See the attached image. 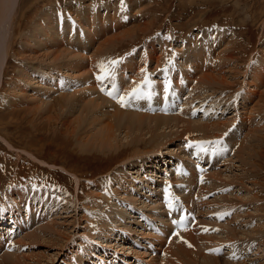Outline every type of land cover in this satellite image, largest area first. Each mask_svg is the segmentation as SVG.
<instances>
[{
  "label": "rangeland",
  "instance_id": "374dc122",
  "mask_svg": "<svg viewBox=\"0 0 264 264\" xmlns=\"http://www.w3.org/2000/svg\"><path fill=\"white\" fill-rule=\"evenodd\" d=\"M70 8L87 20L69 21L66 34ZM43 12L56 15L63 42L52 43L48 29L37 25ZM12 28L0 77V263L169 264L181 244L198 252L189 264H264V0H18ZM201 44L207 52L198 62ZM82 63L86 69L75 66ZM253 67L258 78L251 77ZM164 92L169 105L159 111L156 96ZM121 93L123 106L146 105L145 114L188 118L195 128L182 140L175 137L180 124L160 130L164 139L174 133L169 153L162 147L142 162L132 159L134 145L81 150L83 124L73 135L60 121L81 120L89 97L100 104ZM109 104L94 114L113 109ZM55 112L58 119L48 121ZM148 145L139 149L151 150ZM151 159L159 170L166 165L152 187L140 174L108 183L113 170L123 174L122 168ZM11 218L16 229L5 232ZM191 228V239L206 240L187 245Z\"/></svg>",
  "mask_w": 264,
  "mask_h": 264
},
{
  "label": "bare ground",
  "instance_id": "6f19581e",
  "mask_svg": "<svg viewBox=\"0 0 264 264\" xmlns=\"http://www.w3.org/2000/svg\"><path fill=\"white\" fill-rule=\"evenodd\" d=\"M17 4H18V0H0V77H1V74H2V70L4 68V65H5V60H6V55H7V49H8V46H9V42H8V39L10 37V34L12 33L11 32V29L14 30L16 28H12L13 26V23H14V14H15V9L17 8ZM69 5V4H68ZM107 6V5H105ZM48 8V7H47ZM72 8V6H71ZM70 8V13L72 16H70V20H66V18L64 17L63 18V24H65V33L68 34L69 33V29L67 27V24L69 21H73V22H80L81 19H86L87 18V13L86 14H79V15H74L75 11H73V9ZM88 8V7H87ZM113 7L111 6V9ZM49 9V8H48ZM46 10V9H45ZM52 10V9H51ZM75 10V9H74ZM42 15H44V12L42 13ZM93 15V14H92ZM91 15V16H92ZM43 17V16H42ZM37 18V25L39 27H41V29H45L47 28L48 29V33H44L46 37H49L50 41L53 43V42H56V41H53V40H57V38L59 40H61V42H63L62 39H65V35L64 34H61L58 30H57V27H56V24H55V19L56 21H58L56 15L54 14H46L44 15V18ZM89 17V16H88ZM117 17V16H116ZM108 19V18H106ZM87 20V19H86ZM95 20V15L92 16L91 18L89 17L88 21L91 23V26H93V21ZM45 21V22H44ZM67 21V22H66ZM71 23V22H70ZM69 23V24H70ZM144 25V24H143ZM38 26L37 28H35V32L31 37V39L33 40L34 37H36V33H37V30H38ZM145 26V25H144ZM142 26V27H144ZM147 26V25H146ZM145 26V27H146ZM49 27V28H48ZM127 27V26H126ZM141 27V28H142ZM33 28V27H32ZM131 28V27H130ZM129 28V29H130ZM136 29V26L134 27ZM86 29V28H85ZM95 31H94V30ZM133 29V28H132ZM140 29V28H139ZM145 29V28H144ZM87 30V29H86ZM101 30V28H100ZM128 30V29H126ZM125 30V31H126ZM138 30V28H137ZM141 30V29H140ZM143 30V29H142ZM51 31H54V32H51ZM134 31V30H133ZM132 31V32H133ZM144 31V30H143ZM33 32V31H32ZM41 32V31H40ZM47 32V31H46ZM103 32L105 33V30H103ZM123 33V31H121ZM120 32V33H121ZM54 35H53V34ZM102 33V31H101ZM90 34L92 35V40L95 39L96 35L98 34V29H95L94 27H92V31L90 32ZM125 34V33H124ZM50 36H55V37H50ZM112 36V35H111ZM125 36V35H124ZM120 37V36H119ZM132 37V36H131ZM110 38V37H109ZM105 39V38H104ZM104 39H103V42H104ZM108 39V38H107ZM192 39V38H191ZM30 40V39H29ZM28 40V43L31 44V42H29ZM106 40V39H105ZM111 40V39H110ZM206 40V39H205ZM121 41V40H120ZM97 42V41H96ZM100 42V41H99ZM102 42V41H101ZM116 42V41H115ZM198 42V41H197ZM201 42V41H200ZM55 44V43H54ZM66 44V43H65ZM196 44V43H195ZM203 44V42H202ZM201 46L199 45V49H197V53L195 54V58L197 59V61L200 59V57H202L204 54V52L206 51L207 47L202 45ZM100 45V44H99ZM208 45V44H207ZM101 46V45H100ZM110 46V45H109ZM62 47V45H61ZM63 47H66V46H63ZM68 48V46H67ZM76 48L77 50H80L82 47L80 45H76ZM93 48V47H92ZM96 48V47H95ZM195 48V47H194ZM210 48V47H209ZM94 49V48H93ZM107 49V47H106ZM103 50V46H102V49ZM160 50V49H159ZM165 50V49H164ZM69 51V50H67ZM149 51V50H148ZM176 51V50H175ZM204 51V52H202ZM212 51V50H210ZM209 51V52H210ZM74 51H72L73 53ZM100 52V51H98ZM105 52V51H104ZM160 52V51H159ZM191 52V51H190ZM207 52V51H206ZM92 53V52H91ZM96 53V52H95ZM94 53V54H95ZM102 53V52H100ZM178 53V52H177ZM213 53V52H212ZM55 54V52H54ZM63 54V53H62ZM78 54V55H77ZM76 56H79V58L81 59V55L82 53H77ZM99 54V53H98ZM190 54V53H189ZM69 55V54H68ZM67 55V56H68ZM207 55V54H206ZM216 55V54H215ZM218 55V54H217ZM102 56V55H100ZM74 57V56H73ZM209 57V55H208ZM212 58V56H210ZM214 57V56H213ZM221 57V56H220ZM58 58L59 56H56L54 57L53 61H58ZM72 58V57H71ZM205 58V57H204ZM64 59V58H63ZM69 59V58H68ZM210 59V58H209ZM62 60V59H61ZM207 60V59H206ZM215 60H217L215 58ZM186 61V60H184ZM203 61V60H202ZM209 61V60H208ZM212 61V60H211ZM157 62V61H156ZM199 62V61H198ZM206 62V61H205ZM64 63V62H63ZM199 64V63H197ZM208 64V63H207ZM206 64V65H207ZM214 64V63H213ZM221 64V63H220ZM264 64V60H260V65ZM52 65V64H51ZM77 68H81L83 69L84 67H86V65L84 63L82 64H78V65H75ZM211 66V65H210ZM216 66V65H215ZM74 67V65H73ZM56 68V67H55ZM202 68H204V66H202ZM201 68V69H202ZM86 69V68H84ZM209 69V68H208ZM207 69V71H208ZM212 69V68H211ZM216 70V68H214ZM254 67H253V70L251 71V77L253 78H258V74H255V73H252L254 71ZM39 70V69H38ZM210 70V69H209ZM22 71V70H21ZM198 71V70H197ZM201 71V70H200ZM206 71V69H205ZM44 72V71H43ZM81 72V71H80ZM79 72V73H80ZM213 72V71H211ZM22 73V72H21ZM64 73V72H63ZM201 73V72H200ZM209 73V72H208ZM87 74V73H86ZM203 74V73H202ZM81 75V73H80ZM211 75V74H210ZM217 75V74H216ZM86 76V75H85ZM202 76V75H201ZM218 76V75H217ZM200 77V76H199ZM198 77V78H199ZM223 77V76H222ZM216 78V77H215ZM178 79V78H177ZM192 79V78H191ZM190 79V81H191ZM213 79V78H212ZM89 80V79H88ZM193 80V79H192ZM214 80V79H213ZM219 80V79H217ZM1 81V79H0ZM158 81V79H157ZM177 81V80H176ZM198 81V80H197ZM207 81V79H206ZM220 81V80H219ZM222 81V80H221ZM33 82V81H32ZM165 82V81H164ZM212 82V81H211ZM223 82V81H222ZM222 82H220L222 84ZM225 82V80H224ZM23 83V82H22ZM88 83V82H87ZM40 84V83H39ZM38 84V85H39ZM132 84V83H131ZM194 84V83H193ZM36 85V84H35ZM115 85V84H114ZM136 85V84H135ZM134 85V87H135ZM202 85V84H201ZM211 85V84H210ZM32 86V85H31ZM131 86V85H130ZM130 86L128 84V87L129 90H130ZM178 86V84L176 83V87ZM197 86V85H196ZM206 86V85H205ZM212 86V85H211ZM18 87V86H17ZM159 88H162V85L159 84L158 85ZM39 88V87H38ZM43 88V87H42ZM200 88V87H199ZM163 89V88H162ZM198 89V88H196ZM202 89V88H201ZM24 90V89H23ZM128 90V89H127ZM195 90V89H193ZM123 92V88L121 90ZM130 92V91H129ZM50 93V91H49ZM65 93V92H64ZM68 93V91H67ZM81 93V92H80ZM48 94V93H47ZM66 94V93H65ZM69 94V93H68ZM67 94V95H68ZM71 94V93H70ZM84 95V94H83ZM83 95L81 96L83 98ZM162 95H166L167 97H162ZM162 95H157L156 96V100H155V107L157 108V110L161 111V108H163L164 106L166 105H169V96L167 95L166 92H164ZM179 95V94H177ZM66 96V95H64ZM72 96V95H71ZM85 96V95H84ZM87 96V95H86ZM86 96L84 98H86ZM91 96V95H90ZM111 96V95H109ZM119 97H116L114 95V97H112L113 99L116 97V99L112 100L110 99L107 100L106 98L103 99V101L100 102L99 104V100L98 99L97 101L95 100H89L88 97L85 102H84V115H81L82 116V121L79 119V116L75 117L74 120H71V119H66V120H63V121H60L62 123V125H64L67 133L68 132H71L74 134H76L77 132V129L78 127L80 126V124L82 123L83 124V129H82V133L83 134H86V138H83V137H79L77 136V142H80L81 145L83 146H80L81 147V150H85V151H89V150H93V149H96V150H99V151H110V150H117L119 149V147L121 146H126V145H134V150H133V160L134 159H140L139 161H141L142 157L145 156L142 160H144L147 156H154V155H157L159 152H160V149H162V147H164V153L168 154V150H170V148H168V144L170 142L169 137L172 136V134H174L173 132L171 133V135L168 137V139H164L163 137H165L166 135L164 133H158L160 130H164L168 127L170 128H174L176 126H178V124H180L182 126V130H180L181 132L176 134L175 137L177 138H181L180 140H182V137L183 135L185 134L186 131H189L191 129H194L195 126V122L193 124L189 123L188 122V118H184L182 120H180L179 118L176 117V115H173V117H165V114L164 115H160L162 114V112L160 113H157V114H145L144 112V108H146L147 106L144 105L143 107L141 105H135L134 104H131L129 105L128 103H124V106L122 104V102L120 103V99L122 97V93L121 95H118ZM48 97V96H47ZM50 97V96H49ZM52 97V96H51ZM176 97V96H174ZM61 98V97H60ZM81 98V99H82ZM93 97H91L92 99ZM95 98V97H94ZM146 99H148L147 97H145ZM188 98V97H187ZM50 99V98H49ZM67 99H68V96H67ZM66 99V100H67ZM177 99V98H176ZM70 100V99H69ZM54 101V100H53ZM81 101V100H80ZM49 101H47V104ZM60 103V102H59ZM69 103V102H68ZM71 104H75V101L73 99H71L70 101ZM109 104L108 106L109 107H112L113 109L111 110H106L105 112L104 111H99L98 114H94V108L96 109L99 105H103V104ZM43 104V103H41ZM46 104V105H47ZM61 104V103H60ZM119 104L122 105V107H126V108H121L119 106ZM51 105V104H50ZM65 106V105H64ZM129 106V107H127ZM171 106V105H170ZM169 106V107H170ZM54 108V106H52ZM67 107V106H65ZM80 107V106H79ZM100 107V106H99ZM102 107V106H101ZM51 108V107H50ZM49 108V109H50ZM63 105L60 106V109L61 110L60 112L63 113ZM69 111L71 112V116L73 115V111L75 109V107H69ZM52 109V108H51ZM80 109V108H79ZM44 110V109H43ZM48 110V109H47ZM54 110V109H53ZM83 110V109H82ZM97 110V109H96ZM46 112V111H45ZM97 112V111H96ZM48 113V112H47ZM46 113V114H47ZM51 114V113H50ZM56 112L53 114V115H48L47 116V120L48 121H56L58 118H57V114ZM65 114V112H64ZM67 114V112H66ZM69 114V113H68ZM67 114V115H68ZM183 114V113H182ZM80 115V114H79ZM175 116V117H174ZM179 116V115H178ZM73 117V116H72ZM244 117V116H243ZM45 118V117H44ZM251 119V118H250ZM249 119V120H250ZM196 120V119H195ZM226 120V119H225ZM224 120V121H225ZM243 120V119H242ZM219 121V120H218ZM217 121V122H218ZM214 122V121H213ZM216 122V121H215ZM227 122V121H226ZM252 122V121H251ZM250 123V122H249ZM219 124V123H218ZM252 124V123H251ZM217 125V124H216ZM246 125V124H245ZM249 125V124H248ZM221 126V124H220ZM90 127V128H89ZM215 127V125L213 126V128ZM177 128V127H176ZM88 129H90V131H88ZM178 129V128H177ZM202 130V129H201ZM223 130V129H222ZM172 131V130H171ZM175 131V130H173ZM250 131V130H249ZM179 132V131H178ZM192 132V131H191ZM197 132V131H196ZM222 132V131H221ZM251 132V131H250ZM122 133V137L119 136L120 134ZM166 133V132H165ZM193 133V132H192ZM198 133V132H197ZM207 133V132H206ZM220 133V132H218ZM254 133L253 131L251 132V134ZM69 134V133H68ZM159 134V135H158ZM245 134V133H244ZM250 134V133H249ZM250 134V135H251ZM147 135V136H146ZM203 135V133L201 134ZM207 135H209L207 133ZM219 135V134H218ZM217 135V137H218ZM210 136V135H209ZM220 136V135H219ZM159 137V138H158ZM249 137V136H247ZM2 138V137H1ZM245 138V137H244ZM243 138V139H244ZM3 139V138H2ZM4 140V139H3ZM246 140V138L244 139V141ZM5 141V140H4ZM9 146L10 144L8 143V141L6 140L5 141ZM252 142V141H251ZM140 143H143V145L148 143V144H153L152 145V149L151 150H141L139 149V144ZM171 143V142H170ZM243 143V142H242ZM241 143V144H242ZM247 144V142L245 141L244 144ZM245 144V145H246ZM150 145H148V147H150ZM240 145V144H239ZM249 145V144H248ZM141 146V145H140ZM144 146V147H145ZM244 146V145H243ZM146 147V148H148ZM237 147V146H236ZM242 147V145L240 146ZM248 148V147H247ZM240 149V148H239ZM238 149V150H239ZM172 151H174V148L172 149ZM178 151V150H177ZM246 151V150H245ZM26 152V151H25ZM28 153V152H26ZM25 153V154H26ZM163 153V154H164ZM192 153V152H191ZM240 153V152H239ZM238 152L236 154L238 155H241L239 154ZM29 155H31L30 153H28ZM200 154V153H199ZM198 154V155H199ZM235 154V156H236ZM240 157V156H239ZM162 159H166V158H160L158 161L162 160ZM233 160V159H232ZM41 161V160H40ZM127 161V160H126ZM138 161V160H137ZM153 159H151L150 161H147L145 162V164H142L141 162H138L136 164H134V166L132 164H130L129 166V169H128V172L126 171V169L124 170L122 168L121 171H123V174L121 172L118 173V172H114V170L112 171L111 173V176H109V182L108 183H111V182H117L118 184H121L122 183V179H124V181H126L128 175H136L137 177L139 176V174L142 176L141 181H143L144 183H148L150 187L153 186V184H155V177L159 175V173H162L164 171V168L165 166L161 167L160 170L159 168L157 169V166L160 165L159 162L158 163H154ZM157 161V160H156ZM231 161V160H229ZM228 161V162H229ZM135 162V161H134ZM242 162V161H241ZM123 164V163H122ZM125 164V162H124ZM120 165V164H119ZM124 166V165H123ZM243 166V165H242ZM150 167V170L149 171H146L147 168ZM120 168V167H118ZM117 169V168H115ZM192 169V168H191ZM118 170V169H117ZM116 171V170H115ZM118 173V174H116ZM173 173V172H172ZM212 173V172H211ZM221 173V172H219ZM120 174V175H119ZM214 174V173H212ZM211 174V176H212ZM215 176V175H214ZM107 177V176H106ZM217 177V175H216ZM236 177V176H234ZM158 178H161V175L158 176ZM175 178V177H174ZM108 179V177H107ZM105 180V179H104ZM177 181H179L177 178H176ZM203 180V179H202ZM234 180V178L232 179V181ZM98 182H100V178L97 179ZM139 181V180H138ZM176 181V183H178ZM191 182H194V181H191ZM231 182V181H230ZM78 183V178H76V184ZM101 183V182H100ZM159 184V183H158ZM170 184L173 185V181H170ZM100 185V184H98ZM101 185H104V184H101ZM135 185V184H134ZM110 186V185H109ZM104 189L106 188L103 187ZM98 189L100 190V188L98 187ZM138 189L137 187V184L136 186L132 187V191L133 190H136ZM214 189V188H213ZM106 190V189H105ZM154 190V188H153ZM158 190V189H156ZM203 190V189H202ZM201 190V191H202ZM116 191V190H115ZM173 191V190H172ZM127 192V190H126ZM25 193V192H24ZM93 193L95 194V191L93 190ZM97 193V192H96ZM106 193V192H105ZM201 193V192H200ZM99 194V193H98ZM109 194V193H108ZM129 194H132L131 191H129ZM258 194V193H257ZM256 194V195H257ZM42 195V194H41ZM103 196V194H102ZM106 196V195H105ZM104 196V197H105ZM177 196V195H176ZM27 197V195H26ZM39 197V196H38ZM103 197V198H104ZM222 198V197H221ZM105 199H107L105 197ZM108 199H111V198H108ZM124 199H125V202L124 204L127 205V202H129V198H128V195L124 196ZM225 200V199H224ZM109 201V200H108ZM226 201V200H225ZM234 201V200H232ZM231 201V204L233 205ZM93 202V201H91ZM97 202V201H96ZM107 202V201H106ZM110 202V201H109ZM137 202V201H136ZM154 202V201H153ZM160 202V201H159ZM226 202H229V201H226ZM111 203V202H110ZM94 204H97V203H94ZM100 204V203H99ZM109 204V203H108ZM156 204V203H155ZM218 204V203H217ZM228 204V203H227ZM239 204V203H238ZM93 205V204H92ZM114 205V204H113ZM157 205V204H156ZM232 205H229L228 207H231ZM161 206V205H160ZM159 206V208H160ZM226 206V205H225ZM224 206V207H225ZM243 206V205H241ZM150 207V206H149ZM222 207V205H221ZM228 207H225V208H228ZM153 208V207H152ZM156 208V207H155ZM158 208V206H157ZM220 211V209H218ZM215 211V210H214ZM150 212V211H149ZM220 213V212H219ZM241 213V212H240ZM209 214V213H208ZM111 217V216H110ZM152 217V216H151ZM0 218L3 219V216L0 215ZM239 218V217H238ZM12 219V218H11ZM103 219V218H102ZM106 219V218H105ZM241 219V218H239ZM13 222L10 223V224H5L6 227V231L5 232H10V231H14V229H16V226H15V221H14V218L12 219ZM98 220V219H97ZM53 221V220H52ZM230 221V220H229ZM223 225V224H222ZM227 226V225H226ZM193 227V226H192ZM39 228V227H38ZM199 230V229H198ZM233 230V228H232ZM194 229H190V231H188L189 233L187 234L188 238L186 239H189V242L187 245H191V244H196L199 242V240L203 237H197V241L195 242L193 239H191V236H193V234L195 232H193ZM202 231V230H201ZM235 231V230H234ZM256 230L254 229V232ZM164 232H170L169 231V225H165V229H164ZM230 234V233H229ZM233 234V232H232ZM40 234H38L37 236H39ZM86 236V235H85ZM154 237V236H153ZM206 237V236H204ZM230 237V235L228 236ZM215 239V238H214ZM228 239V238H227ZM201 240H206V239H201ZM185 241V240H184ZM209 241V240H208ZM220 241V240H219ZM218 241V242H219ZM222 241V240H221ZM202 242V241H201ZM210 242V241H209ZM214 242V241H213ZM208 243V242H207ZM211 243H212V240H211ZM218 244V243H217ZM181 245V244H180ZM176 247L175 250L177 251H174V249L171 251V254L169 255V258L167 259L168 263L169 264H176L177 262V258H181L182 256V262L183 264H189L191 261H195L193 259L195 253L197 254L198 252H196L195 250L191 251L189 248L187 249H182L183 245L180 247ZM216 245V244H215ZM176 246V245H175ZM194 247V246H193ZM170 248V247H169ZM204 248V247H203ZM180 249H182L181 251L182 254L181 256L179 255V253L181 252ZM195 249V248H194ZM200 249V248H198ZM197 250V249H196ZM202 250V249H201ZM215 251V250H214ZM136 252V251H135ZM199 252H202V251H199ZM203 253V252H202ZM191 254V255H190ZM49 255V254H48ZM199 255V254H198ZM196 255V256H198ZM205 255V254H203ZM12 257V255H11ZM19 257V256H17ZM21 257V256H20ZM50 257V256H49ZM208 257V256H207ZM196 258V257H195ZM205 258V257H204ZM209 258V257H208ZM50 259V258H49ZM200 259V258H199ZM198 259V260H199ZM207 259V258H206ZM216 259V258H215ZM16 260V259H15ZM211 260V259H210ZM220 260V259H219ZM221 261V260H220ZM25 262V261H24ZM15 263V262H13ZM129 263V262H128ZM213 263V262H212ZM217 263V262H216ZM220 263V262H219ZM0 264H4V263H0ZM91 264V263H90ZM115 264H116V261H115ZM199 264V262H198Z\"/></svg>",
  "mask_w": 264,
  "mask_h": 264
},
{
  "label": "snow or ice",
  "instance_id": "6c2138e0",
  "mask_svg": "<svg viewBox=\"0 0 264 264\" xmlns=\"http://www.w3.org/2000/svg\"><path fill=\"white\" fill-rule=\"evenodd\" d=\"M121 102L123 103V97H121ZM189 147H191V145H189ZM205 149L201 148V151H204ZM175 223V221H174Z\"/></svg>",
  "mask_w": 264,
  "mask_h": 264
}]
</instances>
